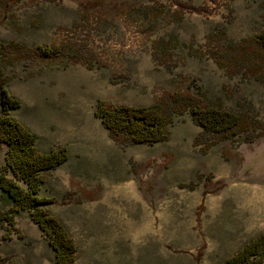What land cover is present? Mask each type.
Here are the masks:
<instances>
[{"label": "rangeland", "instance_id": "374dc122", "mask_svg": "<svg viewBox=\"0 0 264 264\" xmlns=\"http://www.w3.org/2000/svg\"><path fill=\"white\" fill-rule=\"evenodd\" d=\"M151 11L163 17L149 21ZM263 28L264 0H0V41H67L80 59L0 60L21 104L12 117L41 151L67 149L39 194L55 200L46 210L72 236L76 264H222L264 233V84L229 77L208 39L222 30L240 41ZM171 35L178 48L165 63L152 42ZM186 86L249 114L257 129L206 149L186 112L172 119L167 141L122 145L95 115L99 103L146 107ZM5 158L6 147L0 168ZM4 226L0 264H55L28 212Z\"/></svg>", "mask_w": 264, "mask_h": 264}, {"label": "trees", "instance_id": "16d2710c", "mask_svg": "<svg viewBox=\"0 0 264 264\" xmlns=\"http://www.w3.org/2000/svg\"><path fill=\"white\" fill-rule=\"evenodd\" d=\"M179 14V11L174 12L172 19L180 20L182 17ZM148 16L149 21H157L163 17V13L151 11ZM208 39L218 42L210 55L229 77L241 74L264 84V28L240 41L229 39L222 30L212 32ZM220 41L222 44H219ZM152 46L166 63L172 51L178 48V39L171 35L167 41H153ZM73 49L67 41L41 47L0 41V60L5 57L51 62L65 58L73 63L80 62L79 56L72 53ZM192 55L202 57L203 54ZM6 84L7 80L0 74V151L6 147L5 164L0 168V204L4 207L0 212V223L15 226L21 212H28L52 247L55 264H76V246L72 236L61 221L46 210L55 200L39 194L44 183L43 173L65 163L68 159L67 149L63 146L49 152L40 150L30 129L12 117L11 110L19 108L21 104L9 93ZM186 112L201 128V140L198 138L197 144L205 143L206 149L226 139L236 141V137L256 130L258 126L249 114L227 110L219 101L210 100L204 91L193 92L189 86L176 87L146 107L99 103L95 115L117 144L153 145L167 141L172 119ZM202 138L207 141H202ZM263 262L264 233H261L222 264Z\"/></svg>", "mask_w": 264, "mask_h": 264}]
</instances>
